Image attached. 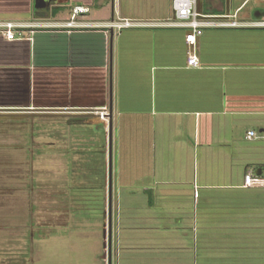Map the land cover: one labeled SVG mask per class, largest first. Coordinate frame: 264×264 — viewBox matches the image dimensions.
Wrapping results in <instances>:
<instances>
[{"label":"crops","instance_id":"0c3cea01","mask_svg":"<svg viewBox=\"0 0 264 264\" xmlns=\"http://www.w3.org/2000/svg\"><path fill=\"white\" fill-rule=\"evenodd\" d=\"M172 2L0 0L1 22L31 26L0 35V164H15L12 176L0 168V193L45 192L35 165L71 151L75 122V221L93 197L103 233L111 127L113 264H264V185L244 186L248 173L264 180V28L253 26L264 0H197V67L188 31L159 25ZM119 19L142 26L118 30ZM96 142L105 189L79 175Z\"/></svg>","mask_w":264,"mask_h":264},{"label":"rangeland","instance_id":"374dc122","mask_svg":"<svg viewBox=\"0 0 264 264\" xmlns=\"http://www.w3.org/2000/svg\"><path fill=\"white\" fill-rule=\"evenodd\" d=\"M54 114L70 116L68 111ZM64 128L55 124L48 132ZM52 137L48 135L46 142H54ZM66 152V149L61 153L48 150L45 152L47 158L35 165L36 172H47L48 182L45 192L33 195L31 201L22 193L9 194L3 184L4 191L0 193L3 209L0 214V264H104V230L102 233L99 222L91 217L93 197L85 200L90 210L82 209L83 219L76 221L74 209L64 205L75 163L70 154L68 159L62 157ZM20 162L22 160L17 163ZM14 165L0 164V168L12 176ZM75 176L77 178L76 173ZM29 204L32 215L27 218Z\"/></svg>","mask_w":264,"mask_h":264},{"label":"built area","instance_id":"2783aa9c","mask_svg":"<svg viewBox=\"0 0 264 264\" xmlns=\"http://www.w3.org/2000/svg\"><path fill=\"white\" fill-rule=\"evenodd\" d=\"M173 16L166 19L160 26L181 28L188 31L186 36V42L188 44L189 57L188 65L191 67H197L199 65V59L196 54V44L198 38L203 36L205 25L201 18L203 17L197 9V0H173L172 2ZM72 23L70 24V26ZM237 23H233L232 26H237ZM142 26L141 23L134 22L127 19H119L113 27L118 30L129 29L133 27ZM253 26L264 28V19L258 22H254ZM31 28L29 25L16 24L13 22H1L0 21V35L4 36L8 41H15L24 38L25 30ZM100 118L108 121V112H101ZM255 138L254 132H248L246 139L253 140ZM264 185V180L254 177L248 173L245 176L244 186L255 187Z\"/></svg>","mask_w":264,"mask_h":264},{"label":"trees","instance_id":"16d2710c","mask_svg":"<svg viewBox=\"0 0 264 264\" xmlns=\"http://www.w3.org/2000/svg\"><path fill=\"white\" fill-rule=\"evenodd\" d=\"M73 117L75 118V115L71 116V118ZM49 118H54V117H49ZM70 125H72V123H70ZM73 125L74 126H71L74 134V136H71L73 139L71 151H67L66 153H63L62 156L67 159L69 154L73 158H75V122L73 123ZM104 142H96L94 143V145H90L89 146L90 150H87V152L83 153L84 158L82 159L81 162L78 163L81 164V167L83 166L84 168V171L79 172L80 177H83L85 179L87 176H89L87 174L90 172V174H92L93 177H97L98 179L100 178V180L102 181L101 187L103 189H105L106 187L105 178H106V155H107V148ZM80 169L82 170V168ZM72 171H73L72 181L70 186H68V188L66 189L67 191L65 192L66 193L65 197L67 198L66 199L67 202H65L64 205H67V207L68 206L72 207L74 209V214H75V204L79 202L78 199L75 198V188L78 187V186L75 187V163ZM91 189H94V187H91ZM98 202H99L98 200L93 199V204H94L93 211L96 210L98 206ZM81 203L86 205L85 200L81 201ZM104 203H105V198H104Z\"/></svg>","mask_w":264,"mask_h":264},{"label":"water","instance_id":"95a60500","mask_svg":"<svg viewBox=\"0 0 264 264\" xmlns=\"http://www.w3.org/2000/svg\"><path fill=\"white\" fill-rule=\"evenodd\" d=\"M108 164V187L109 200L107 208V220L104 227V264H113V214H112V132H109V155L107 157Z\"/></svg>","mask_w":264,"mask_h":264}]
</instances>
